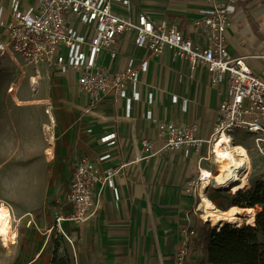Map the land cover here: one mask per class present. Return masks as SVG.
<instances>
[{
    "label": "crops",
    "instance_id": "crops-1",
    "mask_svg": "<svg viewBox=\"0 0 264 264\" xmlns=\"http://www.w3.org/2000/svg\"><path fill=\"white\" fill-rule=\"evenodd\" d=\"M130 2L133 16L143 12L152 21L174 25L195 44H202L196 22L200 19L198 11L206 6L205 0ZM245 2L237 4L238 13L227 30L228 52L233 57L246 58L251 70L264 78V0L243 5ZM113 49L117 53L111 64L113 70H122L130 57L143 56L134 47L131 34L122 35ZM101 59L103 65H109L108 55H101ZM42 68L50 74L53 95L46 100L50 106L35 107H42L52 119L42 124L49 127V145H44L42 156L46 155L45 149L51 150L50 158L45 157L46 163L53 165L54 173L68 175L82 159L101 171L124 165L114 180L119 199L115 200L106 186L102 190L98 212L90 221L91 232L96 231L94 249L90 247L87 254L100 257L98 264H175V255L185 239L183 231L191 223L188 208L197 203L191 179L196 178L199 166L210 164L198 163V157L205 156L207 150L209 153V148L203 145L200 152L193 151L188 157L182 150H161L163 142L157 138L155 127L141 116L151 109L161 119L195 122L196 137L207 141L217 122V107L225 84L210 87L205 69L198 66L191 72L187 63L174 60L172 52L165 49L148 60L147 71L140 74L141 101L132 105L130 117L125 118L124 102L116 103L111 96L88 112L87 97L73 83V72L61 74ZM61 78L67 81L62 82ZM148 93L154 97L152 106L146 104ZM174 95L179 98L176 104L171 102ZM182 100L187 101L184 114ZM111 132L117 133L118 143L106 147L99 138ZM143 140L152 142V151L143 149ZM105 154L109 158L100 160ZM191 245L190 240L185 264H190Z\"/></svg>",
    "mask_w": 264,
    "mask_h": 264
},
{
    "label": "built area",
    "instance_id": "built-area-1",
    "mask_svg": "<svg viewBox=\"0 0 264 264\" xmlns=\"http://www.w3.org/2000/svg\"><path fill=\"white\" fill-rule=\"evenodd\" d=\"M240 1L205 0L206 6L198 11L200 19L196 22L202 37V44L197 45L174 25L154 22L143 12L133 16L130 0H0V59L7 57L15 63L22 60L61 74L73 72L77 90L87 97L88 112L111 96L116 103L124 102V117L129 118L132 105L141 101L140 74L147 71L148 60L170 50L173 59L187 63L191 72L198 66L205 69L210 87L224 83L226 90L207 141L196 137L195 122L186 123L181 118L165 120L151 109L146 110L141 117L155 127L157 138L163 142L161 150H182L188 157L193 151L200 152L203 145L210 151L216 137L230 136L241 129L251 134L253 148L264 160V78L251 70L246 58L231 56L227 47V30L238 13ZM124 34L133 36L134 47L143 56L130 57L122 70H113L111 64L117 58L113 46ZM103 54L109 57L107 66L103 65ZM178 101L176 95L172 96V104ZM153 102V94L148 93L146 104L152 106ZM186 111L187 101L182 100L181 114ZM99 141L113 147L118 143V135L111 132ZM142 147L148 152L153 149L149 140H143ZM107 158L109 155L105 154L100 160ZM208 161L207 150V155L198 157V163ZM123 166L101 171L86 159L77 162L67 196L69 211L57 223L80 225L90 220L97 185L109 188L118 200L114 180ZM5 206L12 214L11 207ZM23 218L27 219V226L34 223L30 214ZM10 222L17 235L18 223L14 219ZM183 235L175 264H185L190 237L195 233L190 229L183 231Z\"/></svg>",
    "mask_w": 264,
    "mask_h": 264
},
{
    "label": "rangeland",
    "instance_id": "rangeland-1",
    "mask_svg": "<svg viewBox=\"0 0 264 264\" xmlns=\"http://www.w3.org/2000/svg\"><path fill=\"white\" fill-rule=\"evenodd\" d=\"M1 3L4 5V1ZM31 78L36 79L35 85L31 84ZM60 80L66 82L67 78ZM18 83L22 100L41 99L42 103L14 104L9 90ZM51 95L53 83L45 69L36 68L22 60L15 63L7 57L0 59V202L11 207L12 218L18 223L15 243L4 246L0 241V264H98L97 260H100V257L96 259L94 254L89 256L87 252L90 247L94 249L96 231L91 232L90 221L94 220L98 212L105 186L93 191L94 215L86 222L88 224L57 223V219L65 217L69 211L67 196L72 167L68 175H57L53 165L46 163V155L42 156L44 145H49V130L46 131L42 124L47 123L49 118L42 107L35 106H50L46 100ZM231 136L234 143L241 144L249 153L252 166L249 188L260 183L264 185V160L254 150L251 134L237 129ZM203 168L216 172L213 164ZM197 175L191 179L192 195H197L199 191ZM206 196L219 209H225L233 203L227 191L216 190L211 186L207 188ZM197 204L198 199L191 209L188 208L191 222L188 230L195 233L194 237H190L193 251L189 262L208 264L202 239L208 230L214 228L204 222ZM253 209L256 213L261 210L259 206ZM26 214L33 218L34 223L30 226H27V219L23 218ZM229 227L235 228L233 225ZM257 240L264 243V231H257Z\"/></svg>",
    "mask_w": 264,
    "mask_h": 264
},
{
    "label": "bare ground",
    "instance_id": "bare-ground-1",
    "mask_svg": "<svg viewBox=\"0 0 264 264\" xmlns=\"http://www.w3.org/2000/svg\"><path fill=\"white\" fill-rule=\"evenodd\" d=\"M30 82L35 85L36 79L31 78ZM19 90L20 83L15 84L9 90V95L14 104L23 106L42 103L41 99L22 100L19 96ZM49 120L51 121V118ZM45 130L48 131L49 127H45ZM45 154L50 158L51 150L45 149ZM208 158L209 163L216 167V172L212 173L201 167V171L197 175L199 187L197 205L198 210L202 213V219L218 231L226 225H233L236 228L244 227L245 231L248 232L255 227L256 211L253 208L229 205L225 209H219L206 196V190L209 186L216 190L227 191L232 198L238 197L249 189L252 166L248 151L241 144L234 143L231 135L224 134L212 141ZM0 203V241L4 246H7L15 243L16 232L10 222L13 219L11 212L3 202Z\"/></svg>",
    "mask_w": 264,
    "mask_h": 264
},
{
    "label": "trees",
    "instance_id": "trees-1",
    "mask_svg": "<svg viewBox=\"0 0 264 264\" xmlns=\"http://www.w3.org/2000/svg\"><path fill=\"white\" fill-rule=\"evenodd\" d=\"M251 0H246L247 4ZM245 208L259 206L256 213L255 227L244 232V227L230 228L224 226L221 230H208L202 239L208 264H264V243L257 240V231H264V185L257 184L249 188L233 203ZM29 264V263H27Z\"/></svg>",
    "mask_w": 264,
    "mask_h": 264
}]
</instances>
